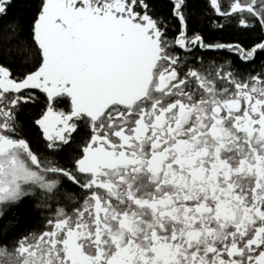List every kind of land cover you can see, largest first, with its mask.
I'll use <instances>...</instances> for the list:
<instances>
[{
    "label": "snow or ice",
    "instance_id": "6c2138e0",
    "mask_svg": "<svg viewBox=\"0 0 264 264\" xmlns=\"http://www.w3.org/2000/svg\"><path fill=\"white\" fill-rule=\"evenodd\" d=\"M0 264H264V0H0Z\"/></svg>",
    "mask_w": 264,
    "mask_h": 264
}]
</instances>
